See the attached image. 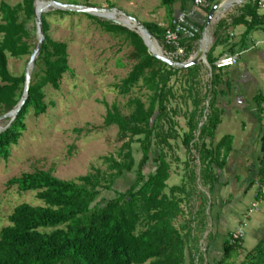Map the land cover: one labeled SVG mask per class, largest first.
I'll list each match as a JSON object with an SVG mask.
<instances>
[{
  "label": "trees",
  "instance_id": "obj_1",
  "mask_svg": "<svg viewBox=\"0 0 264 264\" xmlns=\"http://www.w3.org/2000/svg\"><path fill=\"white\" fill-rule=\"evenodd\" d=\"M7 1L0 0V116L16 107L24 88V73L13 76L8 70V58L30 57L35 42L32 35L35 27L31 25L35 0H20L14 6ZM171 1L161 0V4L169 5ZM258 2L249 0L242 7L239 22L245 25L246 34L264 27ZM56 13L74 14L61 10ZM47 15H41L44 39L34 62L26 101L15 120L0 132V158L4 161L25 129L24 118L29 110L36 117L46 113L43 88L50 86L58 90L63 75L71 72L67 44L49 37ZM87 16L104 32L123 35L129 42L132 50L128 58L135 63L114 87L120 95H127L140 82V88L151 92L148 103L138 97L129 98L128 115H122L116 104L104 103L107 110L103 124L115 126L122 142L118 159L103 158L104 172L96 169L93 174L64 181L55 178L51 170H34L7 181L8 188L15 186L20 193H35L42 205L21 203L8 216V225L0 229V264H184L183 227H177L175 222L182 215L181 204L191 194L187 185L193 186L198 179L213 193L218 178L215 172L222 169L231 140L224 137L213 144L218 116L212 99L207 101V92L198 95L193 99L192 108L187 110V130L181 138L188 157L189 183L168 187L170 164L162 149L170 148L168 140L171 139L162 124L171 122L166 107L170 95L168 82L176 73L192 72L196 66L169 67L148 54L134 31ZM142 25L162 44L165 29L153 23ZM214 39L210 54L218 44L216 33ZM207 62L213 71L214 61L208 57ZM206 101L204 113L202 106ZM133 143H138L141 152L137 164L132 155ZM195 161H198V173ZM149 163H155L156 167L152 172H145ZM131 173L135 175L132 184H127L124 190L115 188L122 176ZM257 181L256 201H259L263 198L259 186L264 185V133L260 138ZM102 192H111L113 197L99 198ZM230 236L222 246V259L215 264H224L240 248L239 244L230 242ZM241 264H264V235L245 254Z\"/></svg>",
  "mask_w": 264,
  "mask_h": 264
},
{
  "label": "rangeland",
  "instance_id": "obj_2",
  "mask_svg": "<svg viewBox=\"0 0 264 264\" xmlns=\"http://www.w3.org/2000/svg\"><path fill=\"white\" fill-rule=\"evenodd\" d=\"M53 1L68 5L115 9L117 19L122 18L118 13H123L137 18L140 23L147 20V11L154 9L158 2ZM19 2L20 0L7 1L10 6ZM56 11L57 9L50 8L45 12L48 13L45 17L49 26L48 35L54 41L67 44L71 72L63 75L58 90L50 86L43 88L44 102L47 104L46 113L36 117L33 111L29 110L24 118L25 129L18 143L11 146L9 158L6 161L0 158V229L8 225V216L17 205L21 203L42 205L36 200L35 193H20L15 186L8 188L6 183L10 178L34 170H51L57 179L74 181L78 177L93 174L96 169L104 172L106 165L103 158L118 159L122 145L118 139L117 128L103 124L107 110L104 103L108 106L114 103L122 115H128L126 102L129 98L138 97L147 104V97L151 94L145 88H140V82L127 95H120L114 87L127 76L135 63L128 58L132 48L123 35L104 32L95 20L87 16L88 14L72 12L74 14L63 15ZM96 18L110 22L107 19ZM31 25L35 27L34 21ZM32 35L35 39L36 33ZM155 42L163 50L162 45L157 40ZM28 61L29 56L21 59L8 58L9 72L13 76H20L25 72ZM207 72L209 67L205 64L199 72L194 71L188 76L185 73H176L168 82L170 95L167 97L166 107L171 122L170 125L168 122L162 123L164 130H167L171 137L168 140L170 148H162L173 177L171 181H167L168 187L170 183L177 185L189 183L186 165L188 157L181 144V138L183 132L187 130V110L192 108L193 99L204 93ZM202 107L206 113V105ZM203 120L204 117L201 118V121ZM7 124L8 119L0 120V130ZM192 154L195 156V152ZM132 155L137 164L141 158L138 143L132 144ZM197 165L198 161H195V171L198 173ZM155 167V163H149L145 167V172H152ZM134 179V173L126 174L118 180L115 188L124 190ZM187 189H191V194L181 204L182 215L175 222L177 227H183L182 235L185 237L186 245L184 264H215L222 259V250L213 246V240L209 241L204 234L211 223L207 217L210 211L206 210L208 207L206 194L211 195L207 186H202L198 179L193 186L187 185ZM200 192L204 195H199ZM111 197H113L111 192H102L99 196L104 199ZM200 222L205 223L207 228L201 227L198 224ZM245 254L240 246L224 264H241Z\"/></svg>",
  "mask_w": 264,
  "mask_h": 264
},
{
  "label": "crops",
  "instance_id": "obj_3",
  "mask_svg": "<svg viewBox=\"0 0 264 264\" xmlns=\"http://www.w3.org/2000/svg\"><path fill=\"white\" fill-rule=\"evenodd\" d=\"M157 1L154 9L147 11V20L141 24L153 23L166 30L171 19L184 12L186 21L180 45L186 49L187 59L205 47L203 26L210 8L218 1L231 3L217 12L216 19L210 24L205 61L194 65L196 68L192 72L184 73L188 76L194 71L199 72L205 64L209 67L203 94L207 92V101L212 99L213 110L219 120L213 144L224 137L231 140L222 169L215 172L218 177L215 190L211 196L206 194V210L210 211L207 217L211 223L209 228L203 222L198 224L207 228L205 236L209 241L213 240L212 245L220 250L229 234L243 227L245 237L240 246L247 253L264 235V197L257 203V208L248 213L250 205L256 201L260 138L264 133V27L246 34L245 25L239 22L242 7L249 0L239 4H233L234 0H208L202 6H194L192 0H172L169 5ZM215 33L218 44L210 54ZM225 55H237V63L223 69L213 67L212 71L208 57L215 62ZM171 179L173 177L170 176L168 182ZM250 183L253 184L250 186Z\"/></svg>",
  "mask_w": 264,
  "mask_h": 264
},
{
  "label": "water",
  "instance_id": "obj_4",
  "mask_svg": "<svg viewBox=\"0 0 264 264\" xmlns=\"http://www.w3.org/2000/svg\"><path fill=\"white\" fill-rule=\"evenodd\" d=\"M244 1H246V0H234L233 4H239V3H242ZM37 2H40L42 5L39 9L36 8ZM229 4H231V3H227L225 1H218L210 8L208 13L206 14L205 22H204V26H203V35H205V39H204L205 40V47H204V49H199L198 52L193 57L187 59L185 62H176V61H172V60H169L166 57H164L160 53V48L157 45L156 46L158 48V51H155L154 49H152L153 43L156 44L155 40L148 33L146 28L139 21H137L134 17H131V16L123 14V13H118L123 18H125L129 23L133 24L132 25L133 29H132L129 27V25L125 24L124 22H122L119 19H114L112 17L105 16V13H112L113 15H116L117 12L115 9L86 7V6H81V5H68V4H63V3L53 1V0H50L47 2H41L39 0H35L34 1L33 16H34V23H35L36 38H35V42H34V45H33L32 51H31V55L29 57V61H28L26 70L24 72L23 93H22V96H21L18 104L16 105V107L12 111L4 114L3 116H0V120L8 119V124L5 127V128H7L15 120L16 116L18 115L19 111L21 110V108L23 107V105L26 101L28 89H29L30 82H31V73H32V69L34 66V62L38 56L42 41L44 39L42 23H41V15L43 13H45L46 11H48V9L53 8V9H57V10H61V11L79 12V13L88 14V15H91L94 17L107 19L115 25L125 27L131 31H134L136 34H138L139 37L142 39L144 45L146 46L147 52L149 55L155 57L156 59L160 60L161 62L168 65L169 67L177 68V69H186V68L192 67L194 65H197V64L205 61V57H206V55L208 53V49H209L208 35H209V30H210V24H211L212 20L216 19L217 12L220 11L221 9H225L227 7V5H229ZM3 130L1 129L0 132Z\"/></svg>",
  "mask_w": 264,
  "mask_h": 264
},
{
  "label": "built area",
  "instance_id": "obj_5",
  "mask_svg": "<svg viewBox=\"0 0 264 264\" xmlns=\"http://www.w3.org/2000/svg\"><path fill=\"white\" fill-rule=\"evenodd\" d=\"M207 2L208 0H192L194 6H202L207 4ZM258 13L264 19V0H259L258 2ZM185 21L186 14L184 12H180L171 19L170 26L165 30L162 39L163 50L160 49V53L169 60L176 62H185L187 60L186 49L180 45V39ZM237 59V55H225L223 57L218 58L214 62V67L215 69L232 67L237 63ZM259 191L264 197V185L259 186ZM259 201H255L250 205V208L248 210L249 214L257 208V203ZM230 234V242L232 244L237 243L241 245L242 240L245 237V231L243 227L240 226L236 228Z\"/></svg>",
  "mask_w": 264,
  "mask_h": 264
},
{
  "label": "bare ground",
  "instance_id": "obj_6",
  "mask_svg": "<svg viewBox=\"0 0 264 264\" xmlns=\"http://www.w3.org/2000/svg\"><path fill=\"white\" fill-rule=\"evenodd\" d=\"M41 6H42V5H41L40 2H37V3H36V8H37V9H39ZM105 16H107V17H112V18H114V19H117V18H116V15H113L112 13H105ZM119 20H121V21L124 22L125 24L129 25V27L133 29V26H132L133 24L129 23L125 18L122 17V18H120ZM152 49H154L155 51H158V48H157V46H156L155 43H153V45H152Z\"/></svg>",
  "mask_w": 264,
  "mask_h": 264
}]
</instances>
